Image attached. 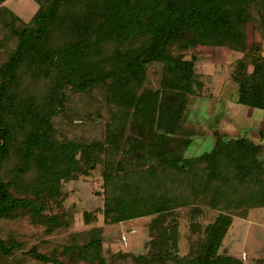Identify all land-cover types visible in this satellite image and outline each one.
Wrapping results in <instances>:
<instances>
[{
  "label": "trees",
  "instance_id": "16d2710c",
  "mask_svg": "<svg viewBox=\"0 0 264 264\" xmlns=\"http://www.w3.org/2000/svg\"><path fill=\"white\" fill-rule=\"evenodd\" d=\"M39 2L29 23L12 13L7 23L16 41L0 65V220L27 216L43 226L45 235L70 226L63 210L66 197L57 184L82 164L99 161L107 191L104 221L152 217L149 251L134 257L136 263L244 264L220 250L234 211L243 217L248 209L264 207V155L237 139L195 157L159 159L170 137L181 130L190 96L201 94L203 83L195 67L199 47H240L242 75H231L237 83L236 101L264 110V46L249 43L246 29L248 23H258L264 38V0ZM72 2L83 8L74 22L77 28L72 27L64 45L51 46V31L67 27L69 15L62 19L61 7ZM151 63L162 65L157 92L142 90L145 67ZM24 65L30 66L34 81L43 83L38 92L21 90L19 70ZM100 91L111 117L105 138L85 142L60 136L53 118L63 111L69 94ZM130 116L143 142L123 151L120 143ZM132 161L142 163L132 168ZM202 206L218 214L203 229L191 223V231L202 229L203 237L194 253L178 257L172 252L179 236L175 209L189 207L195 214ZM54 208L60 214L52 213ZM82 218L89 225L96 214L85 211ZM16 250L42 264H107L96 234L55 245L50 253L36 246L24 250L20 242L0 236V264H8Z\"/></svg>",
  "mask_w": 264,
  "mask_h": 264
},
{
  "label": "rangeland",
  "instance_id": "374dc122",
  "mask_svg": "<svg viewBox=\"0 0 264 264\" xmlns=\"http://www.w3.org/2000/svg\"><path fill=\"white\" fill-rule=\"evenodd\" d=\"M81 5V3L72 2V5L68 3L61 7V18L63 19L64 16L69 15L65 19L67 27L59 26L57 30L51 31L49 36L51 46L61 47L64 45L65 39L70 37L72 27L77 28L74 27V22L83 12ZM39 6V0H0V65L6 61L15 47L16 38L12 33L11 26L7 24L12 18L11 15L14 14L22 23L27 24ZM21 22H16V24L21 25ZM246 29L249 43L255 41L264 46V38L258 23L253 25L248 23ZM63 30L67 31L64 33L59 32ZM211 49L204 52L202 51L204 49L199 50L198 54L195 52L198 71L202 67V70L208 74L214 75L213 71L221 72L222 77L218 76L215 84L220 90L219 93L214 94L213 98L217 101L222 99L223 103L231 107L232 104L237 103V83L233 81L231 75L234 73L237 77L242 75L240 62L243 58L242 49L240 47L234 48L235 50L231 51L233 52L232 57L228 59L229 63L225 62L223 65L217 62ZM189 55L187 53V58H189ZM205 62L210 63L206 64ZM145 68L146 75L142 90L157 92L162 65L151 63L146 65ZM30 69L29 65H24L19 70V75L22 76L24 81L22 86L26 87L21 88L24 94L28 90L38 92L43 85L42 82L34 81L35 79L30 77ZM52 73L54 75L55 71L53 70ZM100 92L83 95L69 94L70 97L65 103L63 111L53 118V126L59 131L60 136L85 142L105 138L108 131L107 123L111 117L106 100L99 98V95H104ZM95 96H98L99 99L96 100ZM239 106L244 105L239 104ZM185 113L184 110L179 124L181 130L170 137L166 149L161 154L159 159L161 163L171 160L172 156L191 158L204 153L202 146L197 145L194 152L191 148H183V144H213V142L216 144H229L228 142L234 141L223 132L208 135L209 137L205 136L201 130L203 127L198 126L197 122L192 125L185 123L188 117V114ZM131 121L132 116L128 118L125 132L121 138L120 148L123 151L132 150L143 142L142 133L133 129ZM260 128L258 126L248 127L247 131L250 133V131H257ZM251 150L261 154L262 148ZM207 151L209 152V150ZM117 158H119V154H117ZM141 163V161L130 162L132 168L138 167ZM143 163L147 164L149 162ZM57 186L61 194L66 197L63 202V210L68 212L67 217L71 219L70 226L64 227L52 235H45L42 225L34 224L27 216H20L13 220H0V236L4 240L11 237L20 242L24 250L36 246L41 252L50 253L55 245L57 247V245L69 244L72 238L81 241L91 234H96L102 239V254L107 264H138L134 257L144 255L149 251L151 216L119 223H106L104 221L102 209L104 208L107 191L103 187L102 165L99 161L82 164L75 173L64 177ZM85 211L95 212L96 214V220L89 225H86L82 218ZM194 212L195 210L191 213L189 207L175 209V216L179 221V236L177 250H172V252L178 257L189 256L196 251V244L203 237V227L212 222L218 214L217 209L209 206H202L198 212L195 214ZM246 212L241 217L239 216V210L236 213L234 211L232 224L223 239L220 251L240 258L244 264H256L257 259H264V207L248 209ZM52 213L60 214V210L54 208ZM191 223L197 224L202 229L192 232ZM60 258H64V256L60 255ZM13 263L42 264L24 255L21 250H16L12 259L8 261V264Z\"/></svg>",
  "mask_w": 264,
  "mask_h": 264
},
{
  "label": "crops",
  "instance_id": "0c3cea01",
  "mask_svg": "<svg viewBox=\"0 0 264 264\" xmlns=\"http://www.w3.org/2000/svg\"><path fill=\"white\" fill-rule=\"evenodd\" d=\"M208 49L213 51L212 55H215L217 62H219L221 65H223L225 62L229 63L228 59L232 57L231 55L233 54V52L223 47H199L195 51L198 54L199 50L204 52ZM197 63L198 62L196 60V71L200 76V81L203 83V87L201 94L197 96H190L185 109V114H188V119L186 118L187 121L185 120V123L192 125L197 122L198 126L201 125L203 127L201 130L205 136L211 134L213 135L217 132H223L230 139H234V141L237 139H247V141L250 142L251 147L262 148L260 153L261 155H264V110L248 106H239L237 103L232 104V106L229 107L223 103L222 99L217 101V99L213 98V96L215 93H219L220 88H217L215 84L217 77H222L221 72L213 71V74L217 75L214 76L212 74L205 73V71L202 70V67H200L201 69L198 71ZM205 63L207 64L210 62ZM254 126L261 128L257 131H250V133H248L247 128ZM246 134H249V136ZM197 145L202 146L204 149L203 152L207 153V150L211 151L216 146V143L188 144L186 149L191 148V150H194L195 152Z\"/></svg>",
  "mask_w": 264,
  "mask_h": 264
}]
</instances>
